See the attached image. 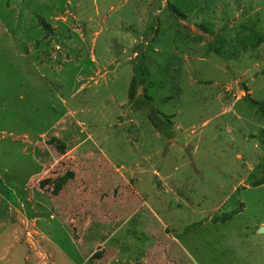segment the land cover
<instances>
[{"label":"rangeland","instance_id":"rangeland-1","mask_svg":"<svg viewBox=\"0 0 264 264\" xmlns=\"http://www.w3.org/2000/svg\"><path fill=\"white\" fill-rule=\"evenodd\" d=\"M262 35L264 0H0V264L138 260L144 223L176 264H264Z\"/></svg>","mask_w":264,"mask_h":264},{"label":"crops","instance_id":"crops-1","mask_svg":"<svg viewBox=\"0 0 264 264\" xmlns=\"http://www.w3.org/2000/svg\"><path fill=\"white\" fill-rule=\"evenodd\" d=\"M145 204L146 202L143 201L142 208L145 206L146 209H136L134 212H131L130 218L139 215L140 212H142V214L149 215L150 210L147 209V206ZM103 218L104 220L96 218L95 220L99 223L95 225H102L104 226V228L105 226H107V231H105L104 228L101 230V232H106L105 234L107 236L108 242L105 244H119L113 242V240L116 238V236L121 239L120 234H122L124 230L123 223H125V221H128V218H125V220H118L111 218L109 214H106V216ZM95 220L92 219L91 223ZM159 224L161 223L159 222ZM143 227L144 229H148V232L150 233L151 237H153V240L151 242V246H149L142 252V256L138 260H132L125 254V252H121L119 247H117L116 245H111L113 247H109L107 253L104 255L103 260H106V264H176V260L171 256L170 253L166 252L165 247L167 246V243L163 244V242L156 237L157 233H155L154 229L151 228V224L144 223ZM151 230H153V232ZM101 232L98 231L99 234H101Z\"/></svg>","mask_w":264,"mask_h":264},{"label":"trees","instance_id":"trees-1","mask_svg":"<svg viewBox=\"0 0 264 264\" xmlns=\"http://www.w3.org/2000/svg\"><path fill=\"white\" fill-rule=\"evenodd\" d=\"M263 43H264V35H262L261 37L258 38L256 45L257 46H260ZM134 72H135V74H134V77L132 78V80L130 82V88H129V100L131 102H133L134 99H135L136 87L139 84H143L144 85V79H145V76H146V71L142 68V66L140 64L134 66ZM249 103L254 108L257 107L259 109V111L261 113L260 116L263 119V123H264V101L261 104L260 103H256L254 101H250ZM143 104H145V103H143ZM149 120H150V123L152 124V126L156 130H162V128L165 129V130H167V125L166 124H163L162 122L156 121L157 120L156 119V116H154V115L153 116H149ZM263 184H264V179L261 180V181H259V182L253 183V187L256 188V187L261 186ZM122 205H124L125 207H127L126 201H124V203H122ZM135 210L136 209H133L132 212H134ZM129 214H131V212ZM232 215H234V213H230V215L225 216L222 219V221L225 222ZM114 218H116V219L118 218V220H125V218H127V217L123 214L122 209H115ZM77 219H79V218H77Z\"/></svg>","mask_w":264,"mask_h":264}]
</instances>
